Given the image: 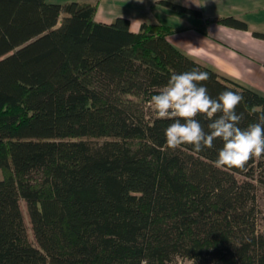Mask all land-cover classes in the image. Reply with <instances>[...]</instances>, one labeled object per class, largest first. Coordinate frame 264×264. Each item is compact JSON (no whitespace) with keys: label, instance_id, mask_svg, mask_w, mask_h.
Wrapping results in <instances>:
<instances>
[{"label":"trees","instance_id":"trees-1","mask_svg":"<svg viewBox=\"0 0 264 264\" xmlns=\"http://www.w3.org/2000/svg\"><path fill=\"white\" fill-rule=\"evenodd\" d=\"M95 11L79 0H0V264H264V155L221 170L219 139L200 153L166 149L173 121L149 107L173 72L193 69L208 73L212 98L243 96L242 128L264 113V95L180 51L172 26L133 32L127 18L98 22Z\"/></svg>","mask_w":264,"mask_h":264},{"label":"crops","instance_id":"crops-1","mask_svg":"<svg viewBox=\"0 0 264 264\" xmlns=\"http://www.w3.org/2000/svg\"><path fill=\"white\" fill-rule=\"evenodd\" d=\"M68 2L72 0H51ZM96 4L94 19L110 23L117 17L129 20L133 32L142 23H161L175 31L168 41L202 66L214 70L245 87L264 95V0H79ZM170 1L197 10L180 11ZM233 16L246 24L245 29L223 25L217 18ZM4 172L0 167V180Z\"/></svg>","mask_w":264,"mask_h":264},{"label":"clouds","instance_id":"clouds-1","mask_svg":"<svg viewBox=\"0 0 264 264\" xmlns=\"http://www.w3.org/2000/svg\"><path fill=\"white\" fill-rule=\"evenodd\" d=\"M208 79V73L198 69L173 72L167 84L151 97L149 107L156 118L173 121L165 129V148L175 151L191 145L195 153H200L205 148H214L219 139L222 147L214 167L244 170L250 159L264 155V113L259 115L258 122L240 127L243 114H237L236 108L243 96L225 90L212 98L201 83ZM198 115L209 121L207 131L196 119Z\"/></svg>","mask_w":264,"mask_h":264},{"label":"rangeland","instance_id":"rangeland-1","mask_svg":"<svg viewBox=\"0 0 264 264\" xmlns=\"http://www.w3.org/2000/svg\"><path fill=\"white\" fill-rule=\"evenodd\" d=\"M151 110V108H150ZM152 111V110H151ZM256 202L258 206V224L259 226L264 229V186L258 185L257 186V192H256ZM21 208H22V214L24 221L26 223L27 229H28V236L30 241H34L32 232L30 229V223L28 219V214L26 210V206L23 202H21ZM174 264H194L191 260L178 258L177 261Z\"/></svg>","mask_w":264,"mask_h":264}]
</instances>
